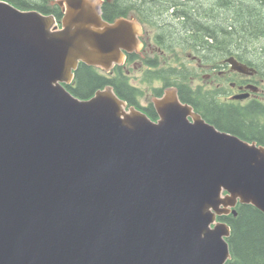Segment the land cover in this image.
Masks as SVG:
<instances>
[{
    "label": "water",
    "instance_id": "obj_1",
    "mask_svg": "<svg viewBox=\"0 0 264 264\" xmlns=\"http://www.w3.org/2000/svg\"><path fill=\"white\" fill-rule=\"evenodd\" d=\"M52 4L59 22L0 0V264H225L217 218L264 213V146L207 123L175 87L152 100L156 122L111 86L73 96L78 65H122L141 26L104 20L103 0Z\"/></svg>",
    "mask_w": 264,
    "mask_h": 264
},
{
    "label": "trees",
    "instance_id": "obj_2",
    "mask_svg": "<svg viewBox=\"0 0 264 264\" xmlns=\"http://www.w3.org/2000/svg\"><path fill=\"white\" fill-rule=\"evenodd\" d=\"M5 1L22 10H36L44 15L52 14L58 21L62 17L60 9L51 4L54 0ZM199 2L203 4L195 3L192 5L193 0H188L187 4H185V0H104L102 17L107 21H112L119 17L134 14L140 22L150 25L159 38V46L167 52H173L174 44L179 43L185 47V53L196 55L203 64L207 65L210 61L207 51H214L218 48L221 50V55L230 56L234 46L233 39L239 41L236 42L237 45L242 44L240 41L243 36L232 37L236 22L247 24L241 27L243 30L239 29L243 34L259 28L260 25L262 26L260 23L264 21L262 15L264 0H198ZM210 4L221 6L222 13L228 15V18L231 13L233 14L234 21L228 25V29L223 30L219 25H216L225 21L224 18L220 16L216 19L213 17H216L213 10L206 11L203 9L204 6ZM157 6L161 11L163 10L166 17L170 18L171 21L175 20L181 26V29H179L180 27L177 28L179 31L181 30V39L178 37L179 34L176 35L173 32L174 26L167 28L165 25L169 22L159 21ZM257 11L260 14H257ZM254 20H257L255 24H253ZM187 23L189 27L185 29ZM221 38L222 41H220ZM263 46L259 48L262 50ZM247 50H243L245 53L241 52L245 57L249 56L248 53L246 54ZM133 59L130 55L129 61H133ZM148 66L149 69L143 74L144 80L148 82L160 80L163 84L175 85L178 88L179 98L180 95L185 98V79L189 76L187 70L170 67L159 68L158 64L151 62H148ZM107 85L111 86L116 95L126 102H130L129 99L134 101L135 97L141 96V91L130 84L122 68L115 69L114 76H110L85 64L78 66L75 71L74 82L66 88L73 96L79 99H88L97 90L103 89ZM214 119L218 128L243 140L256 141L258 144L264 145V138L248 130L249 122L253 121L254 124L257 122L258 117L256 115L252 116L245 110H241V113L236 115L232 112L223 111L215 115ZM236 210V216L230 214L219 218L226 222L231 230L227 239L231 258L226 264H264V213L252 205H238Z\"/></svg>",
    "mask_w": 264,
    "mask_h": 264
},
{
    "label": "flooded vegetation",
    "instance_id": "obj_3",
    "mask_svg": "<svg viewBox=\"0 0 264 264\" xmlns=\"http://www.w3.org/2000/svg\"><path fill=\"white\" fill-rule=\"evenodd\" d=\"M185 14L187 15V13ZM127 17L136 18L134 14H129ZM139 24L141 26L139 41L141 42L142 48L137 53L127 54L125 63L123 64L124 66H120L128 77L130 84L133 86L134 84L131 82L130 75L133 67H136L138 64L136 61L139 62L138 66L141 67L143 71H146L149 69L148 62L159 65V61H161L162 65L165 64V57L168 54L165 49L159 46V38L150 25L140 21ZM235 46L236 47H232V54L230 56L221 55V50L218 48L214 51H207V56L210 58L207 65L199 63L196 55L190 56L189 53H185V47H183L182 44L175 43L173 52H170V58L177 60L178 55L176 51H179L181 54H185V70H189L187 67H189L190 63H186L188 59L192 60L191 66L193 67L192 71L189 70L191 74L185 79V98L180 95V99L181 102L190 105L207 123L214 125L220 131L226 132V130H222L216 126L214 123V116L223 111L232 112L236 115L241 113V110H245L246 113L252 116L256 115L258 120L255 124L257 125H255L253 121L249 122L248 130L264 138V63L260 64L257 61H253L251 54L255 53L253 49L254 43L247 45L245 48L243 47V49L240 45L239 47L237 44ZM248 46L251 54L248 51L246 54L248 53L251 58L241 54ZM262 51H264V46ZM130 55L134 58L133 61H129ZM228 57H234L239 63L253 69V72L242 74L231 70V68L223 62V60ZM115 69L118 68H114L110 76H114ZM154 82H160L162 85L160 88H152V94H150L151 97L147 105L140 104V99L145 94L138 87V90L141 91V96L135 97L134 101L133 99H129L130 102H127V104L128 106H135L149 116L152 121L156 122L158 120V114L152 100L161 97L169 85L163 84L160 80L148 82L143 79L141 83L150 86V84ZM147 96L148 93H146L144 97ZM237 96H241L240 99H234V97ZM189 120L192 121V118H189Z\"/></svg>",
    "mask_w": 264,
    "mask_h": 264
},
{
    "label": "rangeland",
    "instance_id": "obj_4",
    "mask_svg": "<svg viewBox=\"0 0 264 264\" xmlns=\"http://www.w3.org/2000/svg\"><path fill=\"white\" fill-rule=\"evenodd\" d=\"M203 1V0H202ZM237 1V0H236ZM187 2H188V0H185V4H187ZM52 3V2H51ZM195 3H197V4H203V3H198V0H193V3H192V5H195ZM197 6V5H196ZM204 6V5H203ZM204 10H206V11H209V10H213L214 11V14L216 15V17L215 16H213L214 18H220V16L222 17V18H224L223 20H225V21H222L221 23L219 22L218 24H216V25H219V27H221V29H223V30H226V29H228V25H230V23L232 24V22L234 21V18H233V14L231 13L230 15H229V18H228V15H225L224 13H222V8H221V6H219L218 4H210V5H206V6H204V8H203ZM157 13L159 14V21L161 20V21H163V22H169V23H167L165 26L167 27V28H171L172 26H174V28H173V32H175V34L176 35H178L179 34V38L181 39V35H180V31L177 29L178 27H180L179 29H181V26L179 25V24H177L176 23V21L174 20V21H171L170 20V18H168V17H166L165 16V14L163 13V10L161 11L160 10V8L157 6ZM257 14H260L258 11H257ZM263 17H264V12H263ZM210 17V16H209ZM235 17V16H234ZM211 18V17H210ZM228 18V19H227ZM256 19V18H255ZM258 19V18H257ZM255 22H257V20L255 21H253V24H255ZM260 24H262V26L260 25L259 26V28H255L254 30H252V31H248V32H244L243 34L241 33V31L239 30L243 25H247V24H245V23H241V22H236V25H234V27H235V29L232 31V37H234V38H238V36H243L242 38H241V41H240V43H242L241 45H240V47L243 49V47L245 48L247 45H251V44H253V43H255L254 44V47H253V49H254V54H251V57H252V59H253V61H257V62H259L260 64H263L264 63V51H262L261 50V48H259V47H261L262 45H264V27H263V24H264V21H262ZM189 26H188V23L187 24H185V29L186 28H188ZM242 29V28H241ZM243 30V29H242ZM186 31H188V30H186ZM185 31V32H186ZM256 31H258V32H256ZM185 32H182V33H185ZM234 32V33H233ZM242 34V35H241ZM255 39V40H254ZM258 39V40H257ZM257 40V41H256ZM220 41H222V38L220 39ZM238 40H234L233 39V45H234V47H236L235 45H236V42H237ZM239 42V41H238ZM230 46V45H229ZM228 46V47H229ZM238 47H239V45H238ZM248 50V52H249V46H248V48H247ZM263 49V48H262ZM252 52V51H251ZM176 53H177V55H178V59L177 60H173V59H171L170 58V52H168V54L166 55V57H165V60H166V63L165 64H161L162 62L161 61H159L160 62V64L158 65V67L159 68H178L179 70L180 69H183L184 71H185V54H181L179 51H176ZM212 53H214V52H212ZM212 53H209V54H212ZM249 58H251L250 56H248ZM138 64H139V62L138 61H136ZM136 63V64H137ZM138 64H137V66L136 67H133V70H132V72H131V75H130V78H131V82L134 84V86H136V87H138L139 89H141L143 92H144V94L146 95V93H148V96L147 97H142L141 99H140V104H142V105H147V103H148V101L150 100V97H151V95L150 94H152V88L153 87H155V88H160L161 87V83L160 82H154L153 84H150V86H147V85H145V84H142L141 82L143 81V72L145 71H143V69H141V67H139L138 66ZM199 72H200V70H199ZM151 87V88H150Z\"/></svg>",
    "mask_w": 264,
    "mask_h": 264
}]
</instances>
